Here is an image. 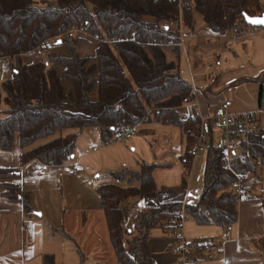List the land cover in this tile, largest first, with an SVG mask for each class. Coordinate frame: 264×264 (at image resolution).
I'll list each match as a JSON object with an SVG mask.
<instances>
[{
  "label": "trees",
  "instance_id": "obj_1",
  "mask_svg": "<svg viewBox=\"0 0 264 264\" xmlns=\"http://www.w3.org/2000/svg\"><path fill=\"white\" fill-rule=\"evenodd\" d=\"M194 13L221 36L231 32L238 39L262 29L245 20L263 14L260 0H0V58H10V77L0 83V149L10 151L16 139L19 167L37 161L58 166L73 156L78 133L86 128H97L106 145L116 140L118 126L130 129L144 122L174 126L182 140L180 181L186 189L193 159L189 146L200 121L196 114L184 118L185 105L194 101V88L182 78L177 63L167 60L166 51L179 57L180 37L170 22L181 16L185 30L192 26ZM70 30L85 36L65 39ZM87 37L96 40L93 56L78 53ZM45 42L68 46L69 55L52 51L47 67L42 59L22 62L23 55ZM252 82L257 85L258 111H264V74ZM67 129L76 132L34 146ZM238 151L234 170L256 172L264 164V132L241 142ZM204 153L203 188L193 205L121 206L155 192L153 171L171 163L142 162L137 171L116 170L110 174L129 187L96 188L116 264H154L149 239L155 229L176 234L190 219L198 226H220L225 233L234 225L238 214L236 195L230 191L234 173L222 166L218 144L210 143ZM17 168H0L2 196L20 202L24 217L31 218ZM260 202L264 207V198ZM186 241L190 247L214 242ZM203 258L210 259L198 252H191L188 259ZM45 259L52 264L50 256Z\"/></svg>",
  "mask_w": 264,
  "mask_h": 264
},
{
  "label": "crops",
  "instance_id": "obj_2",
  "mask_svg": "<svg viewBox=\"0 0 264 264\" xmlns=\"http://www.w3.org/2000/svg\"><path fill=\"white\" fill-rule=\"evenodd\" d=\"M192 22V26L184 30L183 36L188 39V44L187 48L184 46L183 50H179V56L191 55L192 44L196 48H209L206 54L212 58L206 57L211 64L200 72V68L187 65L189 59L186 61L187 66L183 65V60L179 61L180 75L194 88L195 98L192 104L195 105L196 114L205 115L223 101L229 100L230 113L257 114L264 132V111H258L257 85L252 82L264 74V28L246 32L237 39L231 32L225 36L212 33L200 14L194 13ZM87 39L88 44L81 43L78 53L93 56L96 40L89 37ZM229 44L232 57L230 60H221V52ZM85 45H88L87 50ZM53 52L65 54L62 45H56ZM226 52L227 50L223 54ZM32 54L34 53L23 55L22 62H36L38 59ZM210 78L215 79L214 84H211ZM244 79L246 82L240 84ZM239 95L243 98L250 95V102H244L243 99L235 102L233 98ZM135 129L136 134L140 133L146 142H153L157 149H163L167 145L170 157L160 163H171L172 166L156 168L152 173L156 191L146 194L144 198L134 199L131 207H155L161 203L173 202L196 204L203 188L205 153L192 159L188 185L183 189L180 181L182 167L179 162L183 149L179 129L145 122ZM219 138V132L209 133L206 146L210 143L217 145ZM121 141L123 139H116L105 145L100 140L98 129L86 128L78 133L73 156L62 165H52L42 174H34L31 171L33 165L25 166L20 186L34 214L31 218L24 217L20 202L6 200L2 196L3 189L0 188V264H46V256L51 257L52 264H66V254H69L74 264H116V257L108 240L104 213L100 209V198L96 192L99 183L93 181L98 178L93 175L100 172L102 165L107 162L117 161L116 168L129 170L138 168L142 162L150 163L143 154L136 157L135 162L128 163L120 150L114 153L113 146L119 145L118 142ZM14 142L10 151L0 149V168L19 167L20 148L16 139ZM100 144H103L100 152L95 147L91 149V146ZM131 144L135 150L139 146V140H133ZM158 157H161V153H156L153 158ZM74 162L81 165L83 171L70 176L67 167ZM29 166L30 170H27ZM246 184L250 200L237 205V220L227 233L220 226H198L191 219L182 222L176 234L166 235L163 231L152 230L149 248L153 263L177 262L179 255L174 253L177 241L175 236L180 235L186 240L208 238L221 244L220 251L212 252L211 258L202 264H222L223 258L227 260V264H264V207L260 202L264 198V164L258 166L256 172L249 173Z\"/></svg>",
  "mask_w": 264,
  "mask_h": 264
},
{
  "label": "built area",
  "instance_id": "obj_3",
  "mask_svg": "<svg viewBox=\"0 0 264 264\" xmlns=\"http://www.w3.org/2000/svg\"><path fill=\"white\" fill-rule=\"evenodd\" d=\"M170 26L178 32L180 37L178 47L180 50H183L184 26L181 16L177 21H171ZM77 36L84 37L85 34L81 33L80 31L70 30L69 33L64 36V38L69 39ZM53 48L54 46H52L49 42H45L41 45V47L35 49L33 53L36 55L38 60L42 59L44 66L47 67L49 66L48 54L53 51ZM9 62L10 58L8 57L0 58V65L7 64ZM210 82L211 84H214L215 79L210 78ZM230 105L231 101H223L221 104L216 106V109L200 116L195 112V105L190 102L184 107V118H193L196 114L200 121V129L198 134L195 136L196 140L189 146V152L193 158L204 153L208 141V134L213 131L219 132L220 138L218 140V147L222 160V166H224L225 170L234 173V181L230 186V191L232 194L236 195L237 204H244L250 200L249 187L246 184L249 178V172L243 173L235 171L232 164L233 160L239 153L238 150L240 143L246 141L250 137L258 135L261 132V125L258 121L257 114L251 112H245L241 114H234L232 112L230 113ZM184 118H182L181 121H183ZM135 127L136 126L127 129L124 126H118L116 130V139H130V137L135 134ZM93 151H95V149H93ZM50 166H52L51 162L43 164L37 161L32 167L31 171H33L34 174H42ZM67 170L70 176L83 171L82 166L78 165L76 162L67 167ZM17 171L20 175L18 186L21 189L20 179L22 178V174L24 172L23 167H18ZM228 230L229 228L227 231ZM175 237L177 241L174 246V253L179 255V259L177 262H175V264H202L207 259L203 258L201 260H189L188 258L189 255H191V252H198L204 255V257L208 256L211 258V255L213 254L212 252L220 251V245L216 242H206L205 244H197L190 247V243L187 242L186 239L180 235ZM222 264H227V260L223 258Z\"/></svg>",
  "mask_w": 264,
  "mask_h": 264
},
{
  "label": "rangeland",
  "instance_id": "obj_4",
  "mask_svg": "<svg viewBox=\"0 0 264 264\" xmlns=\"http://www.w3.org/2000/svg\"><path fill=\"white\" fill-rule=\"evenodd\" d=\"M261 2V5H263V14H264V0H260ZM187 41L188 39L187 38H183V42H184V46L185 48H187ZM85 44H88L86 42H84ZM88 45H85V48L87 50V47ZM80 47H82V45H80ZM79 47V49H80ZM231 47V44L227 45L226 47V54H223L224 51L226 50H223L222 55H221V60H223L224 58H227L228 60L231 59L232 55H231V51H229ZM90 48H88V51H89ZM195 49V50H194ZM208 49L207 47H200V48H196L194 47L192 44H190V51L191 52V55H189L188 57H184L182 55L179 56L178 58H176V56L173 54V53H170L169 51H166V58L168 61H175L177 63V66L179 65V61L180 60H183V65L187 66V65H191V67H198L200 68L199 72L203 69L205 70L206 66L208 64H211V62H209V60L206 59V57H208L209 59H212L211 56L209 57L208 54H206L208 52ZM62 50L64 51L65 54H68L69 55V50H68V46H63L62 45ZM81 51V50H80ZM87 51V52H88ZM34 55V54H32ZM218 56V55H217ZM187 59H189L187 61ZM186 61L188 62L187 65H186ZM216 60H214L213 63H215ZM10 77V71L8 70V66L7 64H1L0 65V83L5 81L6 79H8ZM206 79V78H205ZM208 80V79H206ZM1 86V85H0ZM246 87V86H245ZM240 99V100H239ZM241 99L244 100V102H250V99H251V96L249 95L248 96H245L244 98L241 97L240 95L239 96H236L233 98V100H235V102H240ZM3 107V106H1ZM93 130H97L95 128H92ZM72 132H75V129H67V130H62V131H59L58 133H56L55 135L49 137V138H44L43 140H40V141H37L34 146H37V145H40V144H43L44 142H47L48 140L52 139V138H56L58 136H65L67 134H70ZM214 133H218V131H213ZM215 135V134H214ZM142 135H140V133H135L133 136L130 137V139L126 140V139H123V141L121 142H118L119 145H116V146H113V150H114V153L118 150L121 151V153L124 155L123 156V159L126 161V162H135V158L140 156V155H146V159L147 161L150 163H155V164H159L160 162H163L164 160H168V157H170V150L168 148L167 145H165V147L163 149H157L155 147V145L153 144V142H149V140L146 142L142 139ZM139 140V146L137 147V149L133 150V145L131 144V142L133 140ZM122 146H121V145ZM101 146H103V144H100L99 146L98 145H95V146H91V149L92 147H95V149L97 151H101ZM156 153H161V157H158V159H154V155ZM117 161L114 162L112 161V163L110 162H107V163H104L102 165V170L100 172H95L93 177H96L98 178L97 181L95 179H93L94 182H98L99 183V186L100 185H104V184H110V185H114V186H120V187H129L130 184L126 183L125 180H119V179H115L110 173V172H114L112 170H121L123 168H116L117 166ZM106 166H110V167H106ZM112 166V167H111ZM137 167V165H136ZM107 168H116V169H107ZM126 169V168H125ZM129 169V168H127ZM138 168H135V169H132V170H137ZM27 170H30V168L28 167ZM131 170V169H130ZM137 183H134V185H136ZM134 199L137 200V198H132V199H128L124 202L121 203V206H124V207H131L133 205L132 201H134ZM47 231V230H46ZM73 256V255H72ZM66 257V264H74V262L72 261L71 257L69 256V254H66L65 255ZM73 258H75L73 256Z\"/></svg>",
  "mask_w": 264,
  "mask_h": 264
},
{
  "label": "water",
  "instance_id": "obj_5",
  "mask_svg": "<svg viewBox=\"0 0 264 264\" xmlns=\"http://www.w3.org/2000/svg\"><path fill=\"white\" fill-rule=\"evenodd\" d=\"M261 19H264V14L260 15V16H257V17H254V18H248V17H245V20L253 27H262L264 28V24H260V23H253L252 21H256V20H261Z\"/></svg>",
  "mask_w": 264,
  "mask_h": 264
},
{
  "label": "snow or ice",
  "instance_id": "obj_6",
  "mask_svg": "<svg viewBox=\"0 0 264 264\" xmlns=\"http://www.w3.org/2000/svg\"><path fill=\"white\" fill-rule=\"evenodd\" d=\"M253 23H260V24H264V19L261 20H256V21H252Z\"/></svg>",
  "mask_w": 264,
  "mask_h": 264
}]
</instances>
